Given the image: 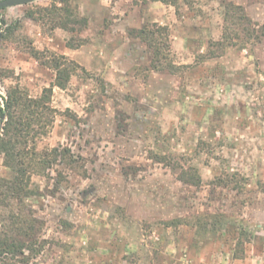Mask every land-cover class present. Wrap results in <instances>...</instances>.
Wrapping results in <instances>:
<instances>
[{
  "label": "rangeland",
  "instance_id": "374dc122",
  "mask_svg": "<svg viewBox=\"0 0 264 264\" xmlns=\"http://www.w3.org/2000/svg\"><path fill=\"white\" fill-rule=\"evenodd\" d=\"M59 1L0 9L19 22L0 41V95L50 87L53 121L37 149L67 147L75 159L32 175L38 193L0 207V233L22 211L46 241L26 262L0 254V264H264V0H69L74 31L26 16ZM144 26L166 28L172 70L151 68L133 32ZM61 55L74 65L64 87L51 66ZM160 155L201 183L180 181ZM0 176H10L2 155ZM204 214L249 228L242 258L230 235L195 224ZM180 216L190 223H163Z\"/></svg>",
  "mask_w": 264,
  "mask_h": 264
},
{
  "label": "trees",
  "instance_id": "16d2710c",
  "mask_svg": "<svg viewBox=\"0 0 264 264\" xmlns=\"http://www.w3.org/2000/svg\"><path fill=\"white\" fill-rule=\"evenodd\" d=\"M177 7L179 0H154ZM61 5L51 4L40 6L37 9L28 10L26 16L35 20H44L51 28H62L74 31L75 25L81 23L72 9L69 0H60ZM235 11L238 19H246V15L237 13L238 5L229 4ZM230 16V17H231ZM19 25L18 21L6 24L0 19V41H6ZM248 32L247 29H244ZM135 36L145 42L151 51V68L155 70H172L173 65L169 61V42L166 28L157 26L150 29L144 26L133 30ZM222 46L223 42H217ZM70 48L75 45L69 44ZM35 58L40 59L37 51ZM52 67L56 71L53 85L64 87L71 73L74 71L73 62H69L63 55L52 58ZM2 71V70H1ZM0 76H7L1 73ZM51 88H44L38 97H32L19 85H10L5 98L0 95V155L3 157V166L9 170L10 176H0V207L7 208L14 203L22 204L25 199L35 196L37 188L32 187V175L44 176L49 168L58 160L64 159L69 165L75 159L69 148L52 147L47 150H38L36 142L47 133L52 124L53 116L48 105ZM2 100V102H1ZM160 161L166 162L172 169L178 170L179 180L188 185L198 186L201 176L193 167L182 168L172 157L160 155ZM219 184H225L230 178H216ZM224 214H204L196 219L197 225L202 231L212 230L232 237V257L244 256V244L251 240L252 233L241 222L230 224ZM11 223L5 231L0 233V254L4 256H20L26 262L30 257L40 253L45 247V239L40 236L41 221L37 217L28 216L20 211L19 214L10 216ZM165 226L187 225L190 223L187 217H175L163 221Z\"/></svg>",
  "mask_w": 264,
  "mask_h": 264
},
{
  "label": "water",
  "instance_id": "95a60500",
  "mask_svg": "<svg viewBox=\"0 0 264 264\" xmlns=\"http://www.w3.org/2000/svg\"><path fill=\"white\" fill-rule=\"evenodd\" d=\"M35 0H0V9L6 8V7H12L16 5H24L31 3Z\"/></svg>",
  "mask_w": 264,
  "mask_h": 264
}]
</instances>
